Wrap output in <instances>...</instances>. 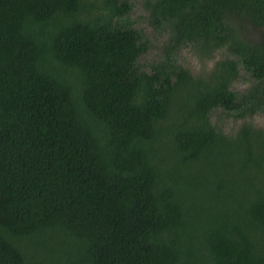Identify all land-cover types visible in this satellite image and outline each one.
<instances>
[{"label":"trees","instance_id":"16d2710c","mask_svg":"<svg viewBox=\"0 0 264 264\" xmlns=\"http://www.w3.org/2000/svg\"><path fill=\"white\" fill-rule=\"evenodd\" d=\"M146 2L149 71L129 0H0V264H264V0Z\"/></svg>","mask_w":264,"mask_h":264},{"label":"rangeland","instance_id":"374dc122","mask_svg":"<svg viewBox=\"0 0 264 264\" xmlns=\"http://www.w3.org/2000/svg\"><path fill=\"white\" fill-rule=\"evenodd\" d=\"M129 1L131 3L129 19H131L135 28L143 31L148 43L147 51L138 58L137 63L141 69L149 71L150 65L157 61L163 52V47L167 38V31L163 28H156L151 22L146 0ZM248 30H253V28L249 26L247 31ZM222 55V52L216 51L211 58L200 59L190 47H185L180 50L176 56L185 68H187L192 74H197L204 69H210L217 59L223 57ZM240 80L241 81L236 86L237 89H243L245 86V81L242 79ZM218 119L224 124L223 127L226 132L236 130L238 125L243 121L242 119L233 120L226 114L220 115ZM246 120L251 121L255 126L264 128V115L249 117L246 118Z\"/></svg>","mask_w":264,"mask_h":264}]
</instances>
